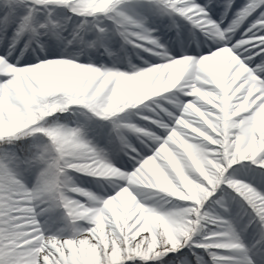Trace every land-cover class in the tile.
<instances>
[{
    "label": "snow or ice",
    "instance_id": "1",
    "mask_svg": "<svg viewBox=\"0 0 264 264\" xmlns=\"http://www.w3.org/2000/svg\"><path fill=\"white\" fill-rule=\"evenodd\" d=\"M77 2L79 7L65 0H0V121L7 128L17 107L41 89L55 93L82 88L88 106L93 107L98 99L119 102L143 88L145 82L149 88L153 77L161 81L178 75L175 87L161 93H172L165 97L170 104L175 100L171 110L158 103H145L161 94L145 95L139 103L142 108L135 113L125 111V118L109 121L110 132H100L101 137H109L106 147L89 140V153L77 164L83 168L111 166L124 175L123 180L107 181L112 191L96 195L100 203L116 198L124 188H132L128 181L153 164L174 185L189 189L195 185L199 191L191 198L178 199L190 203L175 204L161 197L152 204L149 201L153 198L141 199L140 204L147 205L144 211L123 206L116 209L105 249L98 233H89L88 225L69 214L73 207L92 206L76 194L81 188L75 183L72 191L57 187L56 177L68 161L54 155L37 160L44 154L43 145L21 158L3 150L20 138L5 135L0 138V264H88L90 259L92 264H113L114 245L119 252L117 264H136V256L148 260L150 255L162 257L177 251L181 255L170 257L165 264H264V137L255 131L256 117L264 113V0H245L235 10L236 0H223L222 4L217 0ZM57 9L71 15L61 22L55 18ZM229 13L230 22L225 27ZM72 16L80 18V24L66 36ZM150 17L159 19L161 27H149ZM105 20L111 28L104 25ZM221 33L222 40L217 38ZM117 39L122 46L152 55L159 53L153 61L157 66L140 70L129 62L122 71L118 68L119 58L113 60L111 69L103 64L94 66L91 59L87 66L79 62L82 54L100 48L112 57L111 46ZM194 42L196 46L191 47ZM22 49H40L43 54L21 58ZM225 50L239 63L209 75L201 62ZM55 56L59 58L51 59ZM184 61H188L187 65L181 66ZM35 65L41 67H30ZM240 65L247 71L238 76ZM24 68L36 71L38 81L13 78L16 69ZM197 90L206 99L195 94ZM177 92L183 99L176 96ZM193 107L203 118L192 112ZM70 112L87 116L84 123L74 122L85 129L87 136L93 116L82 110ZM133 114L145 123L132 122L128 117ZM131 125L140 132L125 131ZM130 134L135 135L137 144L129 141ZM113 137L127 159L113 163L109 158L106 148L111 147ZM241 137L245 144L255 141V146L243 154L237 151ZM201 147L208 153L206 158L200 155ZM244 161L247 163H241ZM198 163L208 178L197 170ZM41 169H46L44 182L36 189L34 184L29 187V177L34 176L35 182ZM230 205L248 217L243 231L251 227L257 231L259 238L251 245L231 218ZM61 210L70 222L68 235L52 232ZM150 216L157 217L160 223ZM41 217L45 218L43 223ZM176 217H182L184 223ZM187 222H191V230L185 227ZM69 242H74L75 247ZM184 248L187 253L182 252ZM196 249L202 250L207 259ZM92 252L95 255L89 256Z\"/></svg>",
    "mask_w": 264,
    "mask_h": 264
},
{
    "label": "clouds",
    "instance_id": "2",
    "mask_svg": "<svg viewBox=\"0 0 264 264\" xmlns=\"http://www.w3.org/2000/svg\"><path fill=\"white\" fill-rule=\"evenodd\" d=\"M66 3H75L77 7L79 4L77 0H65ZM218 39H224V34H219ZM37 49L31 51L32 55L37 56L43 54V50ZM28 49H22L20 57L24 58ZM153 55H159V53H153ZM3 61H0L2 63ZM243 66V65H242ZM33 69H38L41 65L30 66ZM241 67V65H240ZM13 78L18 81L24 82H37L39 74L36 71H30L28 68L16 69ZM257 83H259L257 81ZM176 82L169 80H161L157 84L155 77L149 84V89L144 95L151 97L153 92V86H155V95L161 94L165 90H170L175 87ZM143 102V97L137 98L135 96L127 95L123 100L119 102L105 101L98 99L95 101L93 107H89L87 103V96L82 88L73 87L71 89L57 91L50 93L47 89H41L37 93L33 94L31 99L25 104L20 105L16 109L15 117L12 119L8 127L0 124V138L5 135L17 136L20 139L24 138H36L40 140L41 145L44 146V154L37 157V160H43L45 155H54L58 157L60 161H68L59 170V174L56 177L58 181V188H67L68 191H72L71 185L74 184L73 173H79L86 176L103 178L108 181H120L125 177L120 174L118 169L111 166L97 165L92 167L91 165L86 168L78 167L77 162L84 160L89 153V143L87 139L85 129L82 126L71 127L68 122H62L61 119H54L59 114L70 112L73 108H83L86 113H91L93 117H97L101 120L113 121L117 118H125L124 112L128 107H138L139 103ZM103 113V115H101ZM136 129L135 125L126 126L125 131H131ZM136 132H140L136 129ZM142 134V133H141ZM177 155H180L177 153ZM200 155L202 158H206L208 153L201 147ZM171 163V161H169ZM160 169V168H159ZM46 169H41L36 174V180L34 182V189L44 182ZM211 175V172H209ZM132 188H124L117 195L116 198H110L103 203L99 202V198L96 194L80 189L77 195L82 196L88 200L91 207L85 208L80 205L79 208L83 209L85 215L81 220L88 225L86 229L89 233L96 232L100 236V244L107 249L108 244L105 241L108 240L110 235L108 229L115 219L113 212L123 206L125 209L129 207H135L138 210L144 211L146 206L140 204L141 199H149L158 196L160 193L167 194L168 196L180 199L182 197L191 198L192 191L186 186L174 185L169 179L168 175L163 172H153L150 168H144L139 170L131 180L128 181ZM151 190V191H148ZM62 194V193H61ZM103 218V228L98 225L97 218ZM151 220L160 223L157 217L150 216ZM181 223H184L182 217H176ZM191 222H187L185 227H189ZM189 230L191 228L189 227ZM95 239V237H93ZM114 253L119 259L118 249L114 245ZM92 253H89L91 256ZM114 264V256L112 257Z\"/></svg>",
    "mask_w": 264,
    "mask_h": 264
},
{
    "label": "rangeland",
    "instance_id": "3",
    "mask_svg": "<svg viewBox=\"0 0 264 264\" xmlns=\"http://www.w3.org/2000/svg\"><path fill=\"white\" fill-rule=\"evenodd\" d=\"M69 15H71V13H69V12H67ZM56 19H60L61 20V22H63V18H61V17H55ZM70 26H73L74 27V25H79L80 24V18H78V17H76V16H72V23H68ZM104 25L105 26H107V27H109V28H111V24L107 21V20H105L104 21ZM149 27H151V26H149ZM115 42H117L118 43V45L117 46H119L120 47V49L121 50H123V51H125L126 50V48H127V46H122L121 45V42L117 39ZM139 52H138V54H140V56H137L138 57V59L140 60V65H138V64H136L137 66H138V68L140 69V70H145L146 69V67H144V66H142L141 64V62H143V61H147V59H145V56L144 55H141V51H142V53L144 52L143 50H141V49H139L138 50ZM97 52H98V55L100 56V57H103V55H105V56H108V54L105 52V51H102L101 50V48L100 49H98L97 50ZM144 53H147V54H149L150 55V53L151 52H144ZM152 54V53H151ZM17 55H19V54H17ZM29 56H32L33 58H35V56L34 55H32V53H31V51H29L28 53H26V55H25V58H27V57H29ZM38 56V55H37ZM59 58V56H55V57H51V59H58ZM135 62H136V59H135ZM149 62V61H148ZM123 71V70H122ZM128 74V73H127ZM129 74H132V73H129ZM177 83V82H176ZM148 84H144V87L143 88H141L139 91H137V92H135V93H132V92H130L128 95L129 96H135L136 98H137V101L139 100V98L140 97H143V98H146L145 97V92H147L148 91ZM172 92H176V90H172ZM172 95V93L170 92V93H167V94H161V96L160 97H153L152 98V100L151 101H149V102H145L146 104L147 103H158L160 106H166V107H168L170 110L173 108V104L175 103V100L173 101V103L172 104H170L169 102H168V100L167 99H165V97H169V96H171ZM176 96L179 98V99H183V97H180L179 96V93L177 92L176 93ZM200 97H201V99H206V96H204V94H200ZM210 102V101H209ZM143 106H139V108L138 109H140V108H142ZM73 109H76L77 111L78 110H83V111H85L86 112V110H84L83 108H79V107H77V108H73ZM138 109H135V111H133V112H131V113H135ZM195 110H197V109H195L194 107L192 108V112L193 113H195ZM126 111H128V110H126ZM129 112V111H128ZM63 114H67V113H63ZM90 115V113H87V115ZM125 114H123V116H124ZM14 117H15V113H13L12 114V119H14ZM128 118H130V120L133 122V118H137V116L136 115H130ZM94 119L95 120H97L98 122H99V125H100V128L99 129H110V124H108L107 123V121H102L101 119H99V118H96V117H94ZM260 121V123H258L259 121ZM140 121V120H139ZM138 120L136 121V122H139ZM80 122V121H79ZM82 123V122H81ZM0 124H3L2 123V121H0ZM264 125V115L262 116V117H259L258 115H257V117H256V120H255V127L257 126V127H260V125ZM70 125V124H69ZM71 127H75V123L74 124H71L70 125ZM108 127V128H107ZM261 130H264V129H261ZM109 132V131H108ZM107 132V133H108ZM89 135V133L87 134V139L88 140H91V137L92 136H95V134H93L92 136H88ZM107 136V135H106ZM24 139H27V138H24ZM107 139H109V137L107 136ZM97 144H99V142H96ZM37 144L38 145H41V142L40 141H37ZM107 144H108V141H107ZM107 144H103V145H101V146H99V147H101V148H105L106 147V145ZM249 144H250V141H248V143L247 144H245V138L244 137H241L240 138V140L237 142V150L238 151H240V152H243L244 151V149H243V147H246L245 148V150H247V147L249 146ZM38 145H36V146H38ZM36 146L33 148V150H32V152H34L35 150H36ZM110 149H111V147L110 148H106V151H110ZM187 150V149H186ZM124 159H127V158H124ZM116 160H118L117 158H114V161H113V163H115V161ZM242 163H244V162H242ZM198 165H200L199 163H198ZM150 168V170H152L153 172H159L160 171V169H159V167L158 166H156L155 164H153L151 167H149ZM72 176H73V180H74V183L77 185V186H79L81 189H84V190H88V191H90V192H92V193H94V194H96V195H104L105 193H111V188L108 186V185H106V184H103V183H98V184H96L95 182H98V181H100L101 179H103V178H98V177H96V179H94V178H92L91 176L89 177V179H87L86 178V175H82V174H79V173H73L72 174ZM205 178H208V176L207 177H205ZM34 179H35V177L34 176H32V177H29V183H28V186L29 187H32L33 186V184H34ZM195 186V185H194ZM191 191H192V194H193V196H195L197 193H198V191H199V189H198V187H192L191 189H190ZM148 191H151V190H148ZM161 197H163L165 200H172L173 201V203H175V204H185V203H190V202H183V201H179L177 198H174V197H170V196H168L167 194H164V193H160L158 196H156V197H154L152 200H150L149 201V204H152L153 203V201H155V200H158V199H160ZM147 206V205H146ZM169 209L171 208V205H168L167 206ZM236 207V206H235ZM237 208V207H236ZM70 215H71V212L69 213ZM222 215H223V213H221ZM57 216L60 218L59 219V222L56 224V226L52 229V230H54V231H52L53 233H55V232H61V231H63L64 232V234L65 235H68L69 233H68V227H69V221L65 218V214L63 213V211L61 210V211H59L58 213H57ZM239 216H240V218L244 221V225L246 226L247 225V223L249 222V220H248V217L247 216H245V215H243L242 213H239ZM247 218V219H246ZM44 217H41V222L43 223V221H44ZM77 220H81V219H77ZM85 226H87L84 222H82ZM245 226H244V228H245ZM245 232V231H244ZM246 232H249L248 230L246 231ZM105 244H107V241H105ZM198 254H201V255H203V251L202 250H200V249H196L195 250ZM182 252H184V253H187L188 252V249L187 248H184V249H182ZM181 255V251H177V252H175V253H173V252H166V254L165 255H163L162 257H160V256H158V257H155V260L154 261H146L145 262V260H144V262L142 261L143 259L142 258H140L139 260H137V262H136V264H139V263H141V264H154V263H159V262H161L160 260H169V257H179ZM151 256V255H150ZM204 256H205V259H207V255L206 254H204Z\"/></svg>",
    "mask_w": 264,
    "mask_h": 264
},
{
    "label": "bare ground",
    "instance_id": "4",
    "mask_svg": "<svg viewBox=\"0 0 264 264\" xmlns=\"http://www.w3.org/2000/svg\"><path fill=\"white\" fill-rule=\"evenodd\" d=\"M229 22H230V20H229ZM250 22H251V20H249V23ZM149 26L154 27V28H160L161 27V21L159 19H157L156 17H150ZM67 29H68V31L65 32V35L66 36L68 35V33H70L72 31L73 26H70L69 24H67ZM159 34L160 33L157 32V35H159ZM9 35H11V33H9ZM173 35H174V33H173ZM198 40H199V38H198ZM117 45H118V43L117 42H114L112 44V46H111V51L113 53V56L112 57H110V56L100 57L98 55L97 50H96V51H90L87 54H82L80 56V61L79 62L82 63V64L84 63V65L87 66L88 65V62H89V59H91L92 64L94 66H100L101 64H103V65H106L109 69H111L113 60L116 59V58H119V60L121 61V63L118 64V68L119 69L126 70L127 67H128L129 62L132 65H134V66H136L138 68V66L136 64L140 65V60L137 57V56H140V54H138L139 51H137V49H135L133 47L132 48L128 47L124 51L125 53H121V51H120L121 49ZM191 47H194V43L191 44ZM21 48H22V45H21ZM37 53H39V50L38 49H37ZM145 58L147 60H149L147 57H145ZM135 59H136V62H135ZM152 59H153V61H155L157 59V56L154 55ZM141 63H142L141 65L142 66H145V67H147L149 65H153V63L152 64H149V62L145 63V61H143ZM201 63H202L203 68L207 71V73L209 75H211V76H214L215 73L218 70L219 71H223L225 69V67H227L230 70L231 67L233 65H235V64H238L239 61L235 57H233L229 51L225 50V51H223L221 53H218L215 57L206 58V60L205 61H202ZM184 65H187V62L186 61L181 62V66H184ZM155 66H157V65L155 64ZM246 71H247V69H245L241 65V67H240L237 75L238 76L239 75H243V73L246 72ZM179 78L180 77L178 75H173V76H170L169 77V81L178 82ZM145 83L148 84L147 82H145ZM158 83H159V81H157V84ZM155 94H156L155 93V86H153L152 95H155ZM195 94H197V95L200 96L201 93L199 92V90H197ZM137 102H139V100ZM130 111H133V110H130ZM195 114L200 115L201 118H203V115L201 113H199L198 110H195ZM263 115H264V113L258 114L259 117H262ZM107 123L110 124L109 121H107ZM258 123H260V121ZM225 127H227L226 124H225ZM110 129H111V124H110ZM261 129H264V125L263 124L260 125V127H257V126L255 127V131L258 132V133H260L261 136L264 137V130H261ZM249 141H250V144L247 147V150H245L246 147H243V149H244L243 152H240V151L237 150L239 154H243V153L251 150L255 146L254 139L253 140H249ZM244 162L247 163V161H244ZM197 170L201 172V175H204L205 177L208 176L207 171L202 167V165H198L197 164ZM107 181L108 180H106V179H101L100 181L95 182V183L98 184V183L101 182L103 184L108 185L107 184ZM192 187H197V186H194L193 185ZM230 207L232 208V217L231 218L234 219L237 228L240 229V230H242L241 231V234H242V236H244L245 235L244 234V231H243L244 226H243V224H242V222L240 220L239 209L236 208L235 205H230ZM83 215H85V212H84L83 209H80L78 207H73L72 208L71 216L75 217L76 219H81ZM113 216L115 217V213L114 212H113ZM97 221H98L99 227L102 229L103 228V218L102 217H98L97 218ZM52 231H54V230H52ZM246 238H251V239H255V240L257 239V237L256 238L254 237V234H252V236L246 237ZM69 243L72 245L73 248L75 247L74 242H69ZM94 255H95V253L92 252V256H94ZM155 257H158V256H152L151 255V256H149L148 260H145V261H148V262L149 261H154ZM140 258L141 257L136 256V257H134V261H136V260H138ZM117 261H118V257L114 253V264H117ZM142 261H144V260H142ZM88 264H92L91 259L88 261Z\"/></svg>",
    "mask_w": 264,
    "mask_h": 264
},
{
    "label": "trees",
    "instance_id": "5",
    "mask_svg": "<svg viewBox=\"0 0 264 264\" xmlns=\"http://www.w3.org/2000/svg\"><path fill=\"white\" fill-rule=\"evenodd\" d=\"M72 118H74V115L72 116ZM32 147H33L32 141L27 142L26 140L19 139L17 141H13L12 144L5 145L3 150H8L20 156L21 158H24L26 156H29ZM3 150H0V151H3Z\"/></svg>",
    "mask_w": 264,
    "mask_h": 264
},
{
    "label": "water",
    "instance_id": "6",
    "mask_svg": "<svg viewBox=\"0 0 264 264\" xmlns=\"http://www.w3.org/2000/svg\"><path fill=\"white\" fill-rule=\"evenodd\" d=\"M60 115V117H62V118H66L67 117V114H59ZM258 167V166H257Z\"/></svg>",
    "mask_w": 264,
    "mask_h": 264
}]
</instances>
